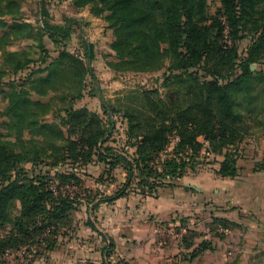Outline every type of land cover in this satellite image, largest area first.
Returning a JSON list of instances; mask_svg holds the SVG:
<instances>
[{"label": "trees", "instance_id": "trees-1", "mask_svg": "<svg viewBox=\"0 0 264 264\" xmlns=\"http://www.w3.org/2000/svg\"><path fill=\"white\" fill-rule=\"evenodd\" d=\"M208 2L72 0L112 29L113 70L161 71L157 85L107 101L91 66L93 44L82 39V53L63 47L81 32L79 20L53 23L39 0L35 25L25 20L19 0H0V257L32 246L37 253L52 250L74 229L81 205L93 212L131 193L157 195L210 154L221 157L216 174L239 175V144L264 133V0H218L214 13ZM34 32L36 49H6ZM45 35L56 55L44 45ZM87 90L96 91L101 114L76 106ZM115 113L125 124L122 138L114 136ZM89 164L102 165L98 176L87 172ZM117 168L124 181L108 194ZM82 176L99 187H88ZM229 224L217 217L210 222ZM209 244L202 240L192 254ZM113 246L110 237L105 258Z\"/></svg>", "mask_w": 264, "mask_h": 264}, {"label": "crops", "instance_id": "crops-1", "mask_svg": "<svg viewBox=\"0 0 264 264\" xmlns=\"http://www.w3.org/2000/svg\"><path fill=\"white\" fill-rule=\"evenodd\" d=\"M19 1L25 20L40 24L38 2L37 15L33 17L23 6L32 7L31 1ZM70 5L71 9L68 8L65 14L79 20L84 25L81 26L83 31L86 27L90 33L89 38L100 40L103 31L111 32L112 40V31L102 17L92 15L88 7H75L72 0ZM33 42L20 35L6 49L20 51ZM43 43L54 48L46 35ZM51 54L56 55V52L51 50ZM238 149L236 165L240 173L233 178L216 174L221 159L217 156L197 171H190L172 185L160 188L157 195L131 193L112 203L102 202L93 212L81 205L74 212V229L59 237L52 250L37 253L36 246L11 250L0 257V264H103V261L112 264H188V259L182 255L189 247L172 243L166 230L172 224L177 226L182 218L189 222L198 221V218L211 222L214 217L230 223L221 227L227 230L225 241L235 247L236 253L232 259L228 257L226 264H264V168L254 170L256 163H264V133L244 138ZM124 178L125 173L120 182ZM115 184V187L119 185L118 182ZM106 191L108 193L109 189ZM88 221L95 229L87 224ZM110 237L114 246L110 256L105 258L104 248ZM217 252L221 251L205 250L204 253L211 256L213 264H219L226 257L215 263L220 258Z\"/></svg>", "mask_w": 264, "mask_h": 264}, {"label": "rangeland", "instance_id": "rangeland-1", "mask_svg": "<svg viewBox=\"0 0 264 264\" xmlns=\"http://www.w3.org/2000/svg\"><path fill=\"white\" fill-rule=\"evenodd\" d=\"M25 1L27 0H24V2ZM30 1H31L30 5H32V7L26 6V4H23V6H25V8L28 9L27 11V13L29 12L28 15L34 17V15H37L36 13L37 2L39 5V0H30ZM70 3L71 0H45V7L48 11V18H51L53 23H63L64 21V19L62 20L63 17L64 18L70 17V15L67 16V14H65L68 8L71 9ZM208 6L210 13H214L215 7L218 6V0H209ZM35 33L36 32H34L31 37H28L29 39H33L34 48H36L38 44L37 41L38 36H36L37 34ZM109 33L111 34V32L103 33L102 31L101 38L99 40L96 38H89L90 33H88L87 28L85 27L84 31L81 28V32L75 31L74 33H72L70 37L65 40V44L63 46L65 49L71 52L78 51L79 53H82L84 50L82 39L93 44L94 58L91 61V66L94 70L95 81L98 84L99 91L104 97V99L107 101H115L116 98L118 97L121 98L128 90L136 88L137 86L146 85L148 87H151L157 85L155 84L154 79L161 74V71L153 72V73L117 72L113 70L111 66H109L108 62L112 59V56L110 54L112 53V51L109 47V44L111 42L110 40L111 35ZM243 46H245V42L242 44V47ZM48 49L50 51L52 50V52L57 51L56 47L48 48ZM252 68H255L254 64H252ZM92 81L93 80L90 77L86 78V84H88L87 88L89 86L92 87L91 86V83H93ZM2 87L3 86H0L1 89ZM159 90L162 93L165 91L164 88H159ZM88 91L89 90L85 91V95L83 96V98L77 101L76 106L77 107L86 106L90 110L96 111L97 113L101 114L102 108H101L100 98L97 96L95 90H93L92 94H89L90 92ZM0 109H1V103H0ZM113 117L116 120V129L114 132V136L122 138L123 129L125 127L123 118L119 115V113H115ZM50 118L51 116H49V119ZM1 119L2 118L0 117V121ZM214 159L215 156L213 154L206 156L205 162L201 164L200 167L205 166L208 161L211 162ZM86 169L89 174H92L93 176H98L102 171V166L98 164L97 165L89 164ZM123 175L124 172L119 168L114 171V176L116 181L114 183H111L107 187V190L109 189L108 194L112 193L116 189L117 186L115 187L116 185L115 183L117 182L119 184L121 183L120 180L123 178ZM82 177L86 180V184L88 187L90 188L99 187L97 186V184H94L90 179H86L85 176ZM166 232H167L166 234H169L166 236H169L173 240L172 243H179L181 246L185 247L187 242H191L190 246H186L189 247L188 251L185 252L186 254L184 253L182 255L183 257L186 256V258L188 259L187 260L188 264H211L212 263L211 256H206V254L204 253L205 250H209V251L220 250L221 252H217L220 258L215 260V263L222 261L221 258L223 256L226 257V260H224L219 264H226L228 257L231 258L236 253L235 247L232 246L227 241H225L226 239L225 233L227 232V230L221 227V225H217L215 227L210 225V221L208 220L206 221L198 218V221L193 219L192 222H189L188 220L182 218L178 221L177 226L172 224L171 226H169ZM161 235L163 236V234ZM202 240L209 241L210 247L202 250H200L199 248V251L196 252V254H192L193 249L197 248ZM216 247L219 248L215 249ZM198 254L200 255L197 256ZM192 260H194V263L192 262Z\"/></svg>", "mask_w": 264, "mask_h": 264}, {"label": "water", "instance_id": "water-1", "mask_svg": "<svg viewBox=\"0 0 264 264\" xmlns=\"http://www.w3.org/2000/svg\"><path fill=\"white\" fill-rule=\"evenodd\" d=\"M190 185V184H189Z\"/></svg>", "mask_w": 264, "mask_h": 264}]
</instances>
